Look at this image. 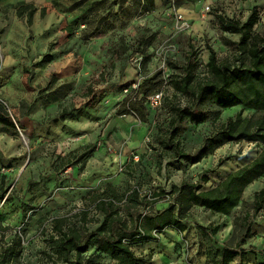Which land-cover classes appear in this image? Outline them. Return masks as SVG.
<instances>
[{
  "label": "rangeland",
  "instance_id": "obj_1",
  "mask_svg": "<svg viewBox=\"0 0 264 264\" xmlns=\"http://www.w3.org/2000/svg\"><path fill=\"white\" fill-rule=\"evenodd\" d=\"M21 3L37 9L30 25L17 16ZM253 8L260 15L254 33L264 35V0H0V100L19 125L16 135L0 133V251L21 235L23 264H51L45 251L53 219L81 226L79 215L87 211L86 227L95 229L103 217L95 197L110 187L118 197L137 189L142 216L158 214L159 225L174 217L183 227H167L158 241L133 245L147 264H211L224 247L237 248L264 176L247 187L228 216L193 205L186 185L198 192L214 189L257 159L264 146L224 143L196 164L166 156L160 166L156 126L166 119L169 100L187 99L174 98L167 86L161 104L149 105L147 124L120 115V108L133 95V84L157 71L164 79L175 73L169 60L184 64L190 47L197 81L209 78L211 51L219 62L237 64L230 43L239 36L223 33L216 17L244 22ZM146 57V65H138ZM239 112L255 119L264 114L243 106L215 108L204 124L189 126L187 150L196 153L218 124ZM124 202L119 207L126 216ZM142 216L136 219L140 228L157 233L156 223ZM128 225L136 228L129 219ZM211 227L219 228L212 240ZM238 248L241 255L232 264L264 260L263 212ZM94 252L92 247L83 257Z\"/></svg>",
  "mask_w": 264,
  "mask_h": 264
},
{
  "label": "trees",
  "instance_id": "obj_2",
  "mask_svg": "<svg viewBox=\"0 0 264 264\" xmlns=\"http://www.w3.org/2000/svg\"><path fill=\"white\" fill-rule=\"evenodd\" d=\"M16 12L19 18L26 17L30 25L37 9L31 3H21L17 6ZM216 18L223 33L239 36L237 42L230 43L235 47L237 64L221 63L211 51L207 63L209 78L205 82L197 81L199 65L197 62L194 63L195 54L190 47L185 55L184 64L178 65L169 60V65L175 73L165 79L162 71L145 77L138 89L132 91L133 95L121 103L120 115H133L147 124L150 113L149 98L164 92L167 86L172 88L174 98L183 96L187 99L185 104L169 100L166 119L156 126L158 144L153 148L160 166L163 165L166 156L196 164L224 143L246 141L264 146V114L255 119L243 118L242 112H239L235 118L218 124L215 130L204 138L196 153L189 152L185 147L183 138L189 126L204 124L212 117L215 108L230 109L243 106L264 113V35L254 33L260 19L258 10L253 8L244 22L228 20L221 16ZM144 41L149 44L148 39ZM148 60L149 57L143 58L142 63L146 65ZM62 114L67 115L65 111ZM219 119V115L216 114L213 123L216 124ZM18 127L4 101L0 100V133L16 135ZM263 176L264 147L257 159L229 174L216 188L203 192H198L194 185H186V188L193 205L214 214L228 216L242 202L247 187ZM95 199L98 200L95 206L103 216L95 229L86 227L89 215L87 211L79 215L83 221L81 226L69 223L67 219L61 217L53 219L52 235L47 239L45 251V255L52 260L51 264H147V261L134 253L132 247L134 244L158 241L159 236L154 235L152 231H144L140 228L141 223L137 224L136 219L142 216L137 207L144 204L139 191L136 189L129 195L118 197L110 187L103 194H97ZM123 200L126 205V210L124 209L126 216L122 215L119 207ZM260 212L264 213V189L255 193L251 211L243 218L244 234L238 247L245 244L246 239L250 237L254 218ZM157 215L147 213L142 217L156 223ZM128 219L136 223L135 229L129 227ZM156 225L155 230L159 234L167 227L183 229L180 221L174 217H171L166 225L158 223ZM218 230V227L209 228L210 240ZM15 238L13 244L1 249L0 264H23L22 236ZM92 247L95 248V252L83 257ZM238 247H224L219 252V258L213 260L211 264H232L241 255ZM102 254H106L112 262H104ZM257 264H264V260Z\"/></svg>",
  "mask_w": 264,
  "mask_h": 264
},
{
  "label": "built area",
  "instance_id": "obj_3",
  "mask_svg": "<svg viewBox=\"0 0 264 264\" xmlns=\"http://www.w3.org/2000/svg\"><path fill=\"white\" fill-rule=\"evenodd\" d=\"M209 11H210V7L207 6L206 11H205V15H206ZM205 15L203 16V18H205ZM181 18H182V17H181ZM142 62H143V58H140V59L138 60V65L142 64ZM163 67H164V65H163ZM139 84H140V83H135V84H133V85H132L133 90H137L138 87H139ZM163 96H164V92H160V93H158V94H156V95L150 97V98H149V102H150L149 105H152L153 107H155V105L158 106L159 104H161L162 99H163ZM154 235L160 237L161 234H157V233H155Z\"/></svg>",
  "mask_w": 264,
  "mask_h": 264
}]
</instances>
